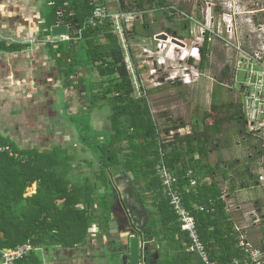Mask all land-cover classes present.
Instances as JSON below:
<instances>
[{
  "label": "trees",
  "instance_id": "obj_1",
  "mask_svg": "<svg viewBox=\"0 0 264 264\" xmlns=\"http://www.w3.org/2000/svg\"><path fill=\"white\" fill-rule=\"evenodd\" d=\"M68 1L70 23L79 27V36L71 34L67 51L61 49L56 54L60 57L63 53L66 54L68 65L65 74L73 77H79L85 65L79 57L84 54L87 63L94 67L100 79V90L90 92V107L87 109H108L107 122L111 134L106 145L100 148V161L104 166L94 175L93 182L88 176L81 183L74 182L69 178L73 174L72 167L68 164L71 158H61L56 149L42 151L35 147L19 148L8 137L0 135V146L6 148L0 152V250L29 244L33 250L15 264H39L35 254L37 249L84 247L88 231L96 220L95 209L107 210L109 207L106 195L100 194V191H110L109 172L115 171L129 175L141 197L152 199L154 211L147 227L152 232L158 227L152 237L159 240L158 243L165 242V254H161V262L203 264L197 255L186 251L189 243L187 235L181 232L157 175V166L163 163L176 180L174 187L182 197L185 208L196 221L198 235L208 259L216 264H234L237 261L244 264L246 249L239 243H249L241 240L242 232L236 229L235 223L227 214L225 193L219 182L204 181L205 176H201L195 169L193 157L195 154L206 156L209 152L208 145L218 153L221 137L215 136L224 135L225 125L235 123L239 135H252L246 130L242 103L235 101L223 104L217 96L213 97L211 112L204 113L199 122L200 131L194 128L189 135L179 137L175 134L171 141L163 142L145 100L147 96H134L135 91L124 64L118 37L112 34L109 25L92 27L87 24L94 8L91 0ZM97 2V5H104V0ZM118 3L122 12L143 13L132 25L131 36L135 41H148L159 33L151 32L153 27L150 23L156 22L149 21L146 14L149 11L163 15L170 23L174 22V11L169 0H118ZM187 23L188 21L183 22L177 29L164 28L161 33L183 39L179 33L187 31ZM28 47V43L0 41V51L3 52L15 53ZM211 50V45L205 39L200 49L199 70L207 67ZM229 72L230 67L225 65L220 72L219 81L227 79ZM148 92L146 91L147 94ZM208 120L212 121L211 124ZM184 126V123L176 124L174 121L161 132L168 137L170 132ZM254 148L251 150L252 156L258 155ZM257 151L264 155V149ZM233 163L231 165L235 166L236 162ZM215 169L209 171H216L224 175L223 178H228L225 170L219 167ZM252 173L249 169L234 173L239 187L231 181L234 185H229L228 191L249 187L246 178L253 177ZM191 181L195 182L193 186ZM258 182L260 183L259 176L256 184ZM33 184L36 185L35 192L27 195V190ZM96 192L99 194L96 196L97 201ZM261 233L263 239L253 248L263 252L264 228Z\"/></svg>",
  "mask_w": 264,
  "mask_h": 264
},
{
  "label": "rangeland",
  "instance_id": "obj_2",
  "mask_svg": "<svg viewBox=\"0 0 264 264\" xmlns=\"http://www.w3.org/2000/svg\"><path fill=\"white\" fill-rule=\"evenodd\" d=\"M169 1L175 14L180 12L184 16H174V22L170 23L165 20L163 15L152 13L148 19L150 22L154 20L156 23H150L153 27L151 32L161 33L164 28H180L183 22H187L183 19L187 20L188 17L195 16L205 20L208 17L217 19L222 14H231L235 16V31L238 34L237 38L239 37L237 39L239 43H237L247 54L259 50L262 53V47H264V0ZM12 2L17 5L23 3L22 0ZM43 2L44 7L40 5ZM91 2L93 3L92 0ZM53 3H55L53 0H43L41 3L40 0L39 2L28 0L25 2L26 7H20L17 10L20 18L28 16L30 25L27 27V24H22L17 27L21 30L25 29L22 31L24 34L20 40L30 46L22 55L21 62H24V67L17 66L19 60L14 58L16 60L13 61V69L19 79L24 81L26 78L29 81L22 85L18 83V80L14 82L11 95L0 91V132L8 134L9 136H6L19 148L31 149L35 147L42 151L56 149L61 158H71L68 164L73 170V174L69 176L72 181L81 183L83 178L88 176L93 182V173L99 172L104 166V163L100 161L102 156L100 148L102 145H106L105 142L109 140H107L106 134H111L106 120L108 109L101 111L87 109L90 107V92L100 90V79L94 67L87 63L84 54L79 55L80 60L85 62L79 77L65 74L68 57L65 53L61 55L62 57L56 53L61 49L64 52L67 51V42L70 37L53 38L50 35V28L59 23L68 22L71 18L70 5L68 0H62L57 6ZM109 9L111 13L117 11L116 6H110ZM187 24V31L182 30L179 35L183 36L182 40L189 46L193 38L191 39L188 33L191 26L189 23ZM73 36L78 37L79 30ZM210 45L212 50L208 57V65L204 70L199 71V78L190 85L171 86L165 84L161 86L162 88L158 87V89L155 88L156 90L147 91L145 100L160 130V139L163 142L171 141V137H166L161 131L165 127H170L174 121L176 124H185L183 130L177 131L179 135L190 133L191 128L195 127V123H197L195 129L200 131L199 122L204 113L211 112L213 97L217 96L216 98L223 104L242 101L241 91L232 85L234 62L241 58L240 55H236L233 47H226L218 41H214ZM141 54L139 51L135 55L137 64L143 61ZM25 60L28 63L25 64ZM225 65L230 67V76L219 81L220 72ZM73 82L79 83L72 90ZM65 85L69 87H64ZM77 93L83 94V99L80 101L77 99ZM100 103L102 102L100 101ZM96 114H98L97 117H94ZM211 122L208 120L209 124ZM252 128H264V121H256ZM248 129L247 127V131ZM237 130L235 123L225 125L223 127L225 137L215 136L221 137L219 155L212 153V157L209 158L211 163L217 162L219 157L227 163L238 159L236 166L228 169L232 175L246 170L245 157L250 155L252 148L264 149V130L258 134L251 133L252 135L249 137L239 135ZM170 133L172 135L173 132ZM225 141L228 142L229 149L227 152L222 151L221 153ZM93 144L97 145L94 147V157L88 153L89 149L93 148ZM90 160L94 162L93 165L89 163ZM260 160L261 158L248 167L249 171L253 172V177H247L246 180L249 187L252 188L237 194L236 198L241 200L233 202L230 209V212L235 215L236 229L244 232L241 240H247L251 247L258 246V242L263 239L261 229L264 228V181L260 182L258 186L256 184L257 175L264 179V160ZM111 173L113 172L111 171ZM236 187L239 186L236 185ZM35 190L36 185L33 184L27 190V195L33 194ZM97 195H99L98 192L95 194L96 201L98 200ZM146 203L149 205L147 201ZM238 206L242 208L236 214L235 210Z\"/></svg>",
  "mask_w": 264,
  "mask_h": 264
},
{
  "label": "built area",
  "instance_id": "obj_3",
  "mask_svg": "<svg viewBox=\"0 0 264 264\" xmlns=\"http://www.w3.org/2000/svg\"><path fill=\"white\" fill-rule=\"evenodd\" d=\"M92 1L94 8L87 24L92 27L109 25L112 34L118 37L123 51L124 64L130 74L135 91V98H144L147 96L146 91L160 88L165 84L171 86L190 85L200 76L198 67L200 49L205 39L209 44L218 41L226 47H233L236 55L238 54L241 57L234 62L232 85L235 89L241 91L240 96L242 97L241 103L246 130L248 127V132L256 134L264 130V128H252L256 121H264V47H262V53L259 50L247 54L243 50L237 40L239 37L237 38L238 34L235 31V16L222 14L217 19L208 17L202 20L195 16L188 17L187 20L183 19V21H189L188 23L191 26L188 33L190 38L193 39L189 46L184 40L169 37L165 33H158L151 40H141L142 42H139L131 36V29L135 19L140 18L143 13H125L120 9L115 13H111L107 6L95 4L98 0ZM171 9L174 11V16H184L180 12L175 14L173 7ZM152 13V11H149L146 14L149 16ZM160 35H165L167 39H158ZM139 51L142 53L141 58L143 56V61L137 64L135 55ZM4 150L6 148L0 146V152ZM157 170L169 207L179 223L181 232L187 235L189 243L186 251L197 255L203 264H216L207 257L204 245L198 235L196 221L185 208L182 197L174 187L175 178L172 177L163 163L157 166ZM259 181H264L262 176H259ZM194 184L195 182L191 181V185ZM239 245L246 249L247 258L244 259V264H264V251L253 248L243 241ZM32 250L33 247L29 244L13 249H2L0 250L1 264H15ZM234 264H239V262L237 261Z\"/></svg>",
  "mask_w": 264,
  "mask_h": 264
},
{
  "label": "crops",
  "instance_id": "obj_4",
  "mask_svg": "<svg viewBox=\"0 0 264 264\" xmlns=\"http://www.w3.org/2000/svg\"><path fill=\"white\" fill-rule=\"evenodd\" d=\"M12 1H17V0H0V41L27 44L20 40L22 38V34H24V32L22 31L25 29L23 28L21 30V28L19 27L22 24H27V27L28 25H30L28 22V16L25 17L21 16L20 18L19 11L17 10L20 7L22 8H24L23 6L26 7L25 2L28 0H22L23 1L22 5L14 4ZM37 1L39 2V0ZM42 1L43 0H40V3ZM61 1L62 0H53V2L57 3V4L53 3V5L57 6L59 3H61ZM44 2L40 4L43 7L45 5ZM104 5L107 6L108 8H110V6H116V10L120 9L118 0H104ZM68 25L71 27L72 30L75 29V26L72 23ZM27 49L15 53L0 51V91L1 92L3 91L6 95L12 94L14 82H16L17 80L18 83H20L21 85L24 83L26 84L29 81L26 78L24 81L19 79L18 76H16V73L14 72L13 69L14 67L13 61H15L16 59L19 60L17 66H20L21 68L24 67V62H21V59H22V55L26 53ZM26 63L28 62L25 60V64ZM77 84L73 82V85L71 87L72 90L74 89V87H77ZM64 87L67 86L65 85ZM82 95H83L82 93H78L77 95L78 101L83 99ZM97 115L98 114H96L94 117H97ZM194 126H195L194 128H196L197 123H195ZM184 127L179 128L178 130L181 129L183 130ZM194 128H191L190 133H186L184 135H179L177 132L178 130H176L172 133V135L170 133L168 137H173L175 134H177L179 137L189 135L194 131ZM186 130H188V128H186ZM0 135L4 137L9 136L8 134L1 132ZM109 135L110 134H106L107 138H109ZM222 136L225 137V134ZM101 137H103V135H101ZM95 145L96 144L92 145L93 147L91 148L92 151H90L91 149H89L88 151V153H91L93 157H94L93 153H94ZM207 148L209 149V152L207 153L206 156L200 157L198 154H195L193 156L194 161L196 162L195 169H197V173H199L201 176L202 175L205 176L203 179L204 181L209 183H211L212 181L219 182L221 190L225 193L224 200L227 206V214L235 223L234 221L235 215L233 214V212H230L231 205L233 202L235 201L237 202L241 200L239 198H236L237 194L252 187L235 189L234 191L229 192L228 191L229 185L239 184V181L236 180L235 175L229 173L228 170L236 166V165L235 166L231 165V163L233 162L237 163L238 159H236L237 161L227 163L219 157L217 162L211 163L209 158L212 157V153H217V152L212 150L210 146H207ZM228 149H229V145L228 142H226L222 146V150L220 152L221 153L222 151L227 152ZM217 154L219 155V152ZM251 155L252 153L250 152V155H247L245 157V160L247 161L246 170L248 169L250 164L254 163V160L249 157ZM94 160L96 161V159ZM263 160L264 158L263 159L261 158L260 161ZM89 163H92V165L94 164V162L91 160L89 161ZM216 167L225 170L226 171L225 175L228 178H223L224 175L222 176L221 174H218L216 171H214L215 173L214 172L211 173L209 171L215 169ZM107 171L109 172L110 169H108ZM112 172L113 173L109 172V183L111 186L110 189L111 191L104 192V189H102L103 192H100V194L106 195L109 201L108 203L109 207L107 210L95 209L96 211L94 214L96 220L94 221V223L92 224L91 228L88 231L89 233L85 246L76 249H66L62 247L37 249L35 254L37 256L39 264H76L77 262H79V264H128L129 261L128 249L125 246L127 242V238H129V236H140V234H141V241L144 250L143 259L145 260L144 262H140V264H163L161 262L163 258V257L161 258V254L162 253L165 254V248H166L165 242L158 243L159 240L152 237V234L154 233V231H156L155 229L158 230V227H155V229H153L154 230L153 232L149 227H147L151 222V213L154 211V209L152 208V203H153L152 199L148 197H141V194L138 192L136 186L133 184L132 179L129 175H126L124 173L119 174L116 173L115 171ZM98 173L99 172L93 174L96 175ZM231 181H233L234 184ZM258 185L259 182L257 183V186ZM146 201L149 203V205L146 203ZM241 208L242 207L238 206L237 209L235 210V213L236 214L239 213ZM235 227H237L236 223H235ZM241 235L243 237L244 232H242ZM79 260L82 262H80Z\"/></svg>",
  "mask_w": 264,
  "mask_h": 264
},
{
  "label": "water",
  "instance_id": "obj_5",
  "mask_svg": "<svg viewBox=\"0 0 264 264\" xmlns=\"http://www.w3.org/2000/svg\"><path fill=\"white\" fill-rule=\"evenodd\" d=\"M79 30V27L76 25L75 29L72 30L71 27L66 25H54L50 28V35L53 38H67L70 37L71 34H76ZM160 40H166L167 37L165 35H160L158 37ZM125 246L128 249V264H140V262H144L143 259V244L140 236H129L127 238V242Z\"/></svg>",
  "mask_w": 264,
  "mask_h": 264
},
{
  "label": "flooded vegetation",
  "instance_id": "obj_6",
  "mask_svg": "<svg viewBox=\"0 0 264 264\" xmlns=\"http://www.w3.org/2000/svg\"><path fill=\"white\" fill-rule=\"evenodd\" d=\"M66 25V23H59L58 25ZM67 24H70V21L68 20V22H67ZM73 35V34H72ZM245 126H246V124H245ZM248 132V131H247ZM250 132H248V134H249ZM254 151H256L257 153H258V155H254V156H249L250 158H253V160H254V162L256 161V160H258L259 158H264V155H260V153L257 151V148H254Z\"/></svg>",
  "mask_w": 264,
  "mask_h": 264
}]
</instances>
